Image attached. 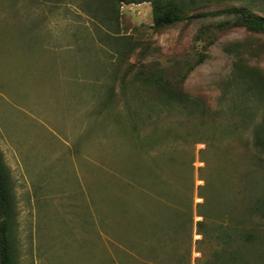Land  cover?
Returning <instances> with one entry per match:
<instances>
[{
  "label": "rangeland",
  "instance_id": "374dc122",
  "mask_svg": "<svg viewBox=\"0 0 264 264\" xmlns=\"http://www.w3.org/2000/svg\"><path fill=\"white\" fill-rule=\"evenodd\" d=\"M247 1L264 10V0ZM107 10L106 0H0V149L16 264H210L213 247L175 218L193 206L201 220L199 187L213 170H228L238 191L251 186L248 166L225 161L253 156L262 110L251 97L254 116L243 122L221 86L235 62L225 45L250 36L233 28L204 51L198 24L156 32L150 2L123 3L118 20ZM129 43L139 47L129 53ZM204 54L182 87L220 111L217 122L128 85L134 65L172 76ZM252 63L264 71V54ZM220 145L221 155L207 151ZM253 222L264 226L257 213Z\"/></svg>",
  "mask_w": 264,
  "mask_h": 264
},
{
  "label": "trees",
  "instance_id": "16d2710c",
  "mask_svg": "<svg viewBox=\"0 0 264 264\" xmlns=\"http://www.w3.org/2000/svg\"><path fill=\"white\" fill-rule=\"evenodd\" d=\"M106 1L111 20H118L123 3L150 2L153 29L156 32L181 23L198 24L195 41L204 42V51L217 43L223 33L233 28L243 27L249 34L247 39L234 40L225 45V51L234 55L235 62L232 74L221 86L222 99L230 101V110L239 114L243 122L247 123L254 116L251 97L257 98L262 110L261 120L254 127L250 140L253 156L246 159L245 163L231 158L225 161L226 165L242 163L248 166L245 180L251 186L238 191L228 176V170H213L214 180L204 176V185L199 187L198 195L203 202L197 205L196 215L201 220L194 221L193 206L189 207L187 217L183 219L178 208L175 220L178 230L186 228L188 224L191 227L194 225L196 233L202 236L199 243L213 247L210 264H264V226L253 222L256 213L264 220V194L256 196L257 188L264 186V174L257 179L258 185L252 177L256 171L264 173V71L252 63L255 57L264 54V10H260L261 14L257 13L247 0H240L239 5L224 4L223 0ZM128 46L129 53L139 47L136 43H129ZM205 60L204 54L195 64L184 68L185 71L172 76L161 70L137 69V65H134L128 72L130 78L125 80L134 90L155 93L172 107L184 108L189 113L200 112L205 119L217 122L221 112L214 110L205 100L189 95L182 87L187 71ZM221 147L210 146L207 151L214 150L221 155L226 152ZM204 162L205 167L201 170H211L212 164L205 159ZM16 217L11 170L0 149V264H16Z\"/></svg>",
  "mask_w": 264,
  "mask_h": 264
}]
</instances>
